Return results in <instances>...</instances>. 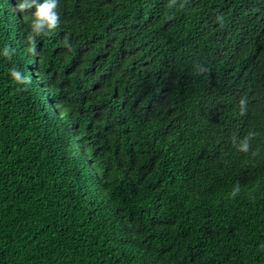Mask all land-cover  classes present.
I'll use <instances>...</instances> for the list:
<instances>
[{
    "label": "trees",
    "instance_id": "16d2710c",
    "mask_svg": "<svg viewBox=\"0 0 264 264\" xmlns=\"http://www.w3.org/2000/svg\"><path fill=\"white\" fill-rule=\"evenodd\" d=\"M18 2L0 264H264V0H59L36 54Z\"/></svg>",
    "mask_w": 264,
    "mask_h": 264
},
{
    "label": "clouds",
    "instance_id": "9594fccd",
    "mask_svg": "<svg viewBox=\"0 0 264 264\" xmlns=\"http://www.w3.org/2000/svg\"><path fill=\"white\" fill-rule=\"evenodd\" d=\"M35 7V11L32 12L34 19L31 24V32L27 36V41L30 44L28 49L29 52L36 54V36L44 33L45 27L49 30L44 33L47 35L49 32L54 31L60 25V12L59 9V0H44L43 3H37V0H23V2H18L16 5L15 11L27 12L28 10ZM67 39V38H65ZM10 74L15 82L18 84L28 85L31 83V78L27 76H22L15 68L10 69ZM245 99L240 100L241 106L245 104ZM241 115L244 114L243 107L241 109ZM247 143H245L241 150L247 151Z\"/></svg>",
    "mask_w": 264,
    "mask_h": 264
}]
</instances>
